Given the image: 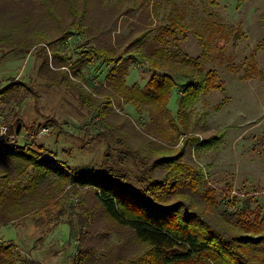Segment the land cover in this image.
Listing matches in <instances>:
<instances>
[{
    "label": "trees",
    "instance_id": "16d2710c",
    "mask_svg": "<svg viewBox=\"0 0 264 264\" xmlns=\"http://www.w3.org/2000/svg\"><path fill=\"white\" fill-rule=\"evenodd\" d=\"M113 9L104 6L103 0H0V48L20 53L39 43L51 45L83 34L86 45L79 57L44 53L38 74L49 86L73 89L80 102L94 108L106 124L107 108L114 102L132 104L137 113L148 116L145 142L126 138L127 131L117 133V123H110L120 151L130 156L145 154L135 182L108 166L69 165L55 150L35 143L37 128L24 126L17 118L15 134L23 127L34 135L28 142L17 143L7 126L0 137V223L48 213V209L51 213L59 208L64 194H79L83 189L91 192L92 202L111 222L143 244L136 252L112 250L100 264H264V211L246 205L231 209L236 197L228 194L218 208L215 189L205 185L202 168L189 158L200 145L216 144L222 136L186 134L195 131L189 107L201 93L217 86L216 71L204 70L198 56L170 54L158 35L149 36L144 13L137 15L140 22L127 18V31L120 33L119 18L133 10L116 13ZM162 27L174 35L185 36L188 30L173 17ZM138 57L153 70L143 86L125 82L127 70ZM88 59L107 64L103 82L91 90L78 78L84 77L80 69ZM20 84L6 82L0 96L7 99V92ZM172 89L178 92L175 116L167 105ZM46 121L56 125L50 118ZM176 132L186 134L179 151L148 161L154 149L152 139L166 148L165 142L175 139ZM15 259L12 244L1 243L0 264H15ZM84 262L78 259L75 264Z\"/></svg>",
    "mask_w": 264,
    "mask_h": 264
},
{
    "label": "rangeland",
    "instance_id": "374dc122",
    "mask_svg": "<svg viewBox=\"0 0 264 264\" xmlns=\"http://www.w3.org/2000/svg\"><path fill=\"white\" fill-rule=\"evenodd\" d=\"M103 4L116 13L133 10L119 18L123 22L118 26L120 33L127 31V18L140 22L137 15L144 13V27L151 28L149 36L158 35L170 54L198 56L204 70L216 71L217 86L201 93L189 107L188 118L195 131L186 134L198 138L222 136L216 144L200 145L189 158L202 168L205 185L215 189L218 208L227 201L224 196L228 194L236 197L231 209L246 205L263 212L264 0H103ZM172 17L187 26L185 36L162 27ZM85 45L84 35L76 33L51 45L36 44L20 53L0 48V88L13 80L21 83L7 92V99L0 96V126H10L17 143L28 142L32 132L22 127L15 134L20 118L24 126L33 124L37 128L32 130L35 143L55 150L69 165L108 166L135 182L144 166L145 154L130 156L122 152L110 123H117V133L127 131L126 138L145 142L146 112L140 114L132 104L114 102L107 108L106 124L94 108L80 102L73 89L63 84L49 86L37 72L44 53L66 54L75 59ZM80 70L84 77L78 78L91 90L103 82L107 64L88 59ZM151 75L153 70L138 57L127 70L125 82L143 86ZM177 93L172 89L167 102L174 116ZM124 119L125 124L120 126ZM174 134L175 139L164 141L166 148L150 138L154 149L148 161L162 153L179 151L186 134ZM92 199L91 192L81 189L79 194H64L59 208L51 213L48 209V213L0 223V244H12L15 264H75L78 259L85 260L82 264H100L112 250H141L143 244L111 222Z\"/></svg>",
    "mask_w": 264,
    "mask_h": 264
},
{
    "label": "built area",
    "instance_id": "2783aa9c",
    "mask_svg": "<svg viewBox=\"0 0 264 264\" xmlns=\"http://www.w3.org/2000/svg\"><path fill=\"white\" fill-rule=\"evenodd\" d=\"M5 130H6V126L5 125L0 126V137L4 135Z\"/></svg>",
    "mask_w": 264,
    "mask_h": 264
}]
</instances>
